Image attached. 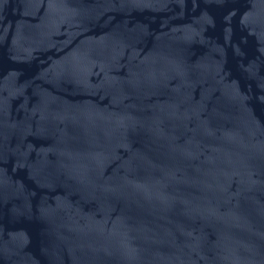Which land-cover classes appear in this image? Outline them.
Listing matches in <instances>:
<instances>
[{"label": "water", "instance_id": "1", "mask_svg": "<svg viewBox=\"0 0 264 264\" xmlns=\"http://www.w3.org/2000/svg\"><path fill=\"white\" fill-rule=\"evenodd\" d=\"M0 264H264V0H0Z\"/></svg>", "mask_w": 264, "mask_h": 264}]
</instances>
